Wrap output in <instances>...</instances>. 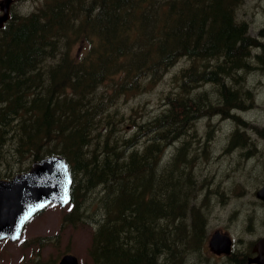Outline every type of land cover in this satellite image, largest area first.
Wrapping results in <instances>:
<instances>
[{"label": "trees", "instance_id": "16d2710c", "mask_svg": "<svg viewBox=\"0 0 264 264\" xmlns=\"http://www.w3.org/2000/svg\"><path fill=\"white\" fill-rule=\"evenodd\" d=\"M243 2L48 0L0 30V176L63 155L73 178L63 224L91 218L94 264H186L201 251L204 217L189 168L199 141L187 137L205 115L240 118L238 94L250 90L238 73L250 62L264 69V42L239 18ZM77 41L86 45L75 50ZM182 59L163 108L120 134L108 102ZM139 131L148 133L141 143ZM231 137L246 144L239 125Z\"/></svg>", "mask_w": 264, "mask_h": 264}, {"label": "rangeland", "instance_id": "374dc122", "mask_svg": "<svg viewBox=\"0 0 264 264\" xmlns=\"http://www.w3.org/2000/svg\"><path fill=\"white\" fill-rule=\"evenodd\" d=\"M47 2L48 0H45L42 7ZM37 3L36 0H24L18 2L15 9L19 13H27L34 11ZM239 18L245 19L249 24L250 33L256 35L257 30L264 26V0H244L240 6ZM84 45L77 41L75 50L82 49ZM255 63L250 62V67L238 73L243 75L241 79L245 83L244 86L250 90L248 93L242 91L238 94L242 106L237 108L238 112L235 111V114L240 115V118L218 116L216 113L212 116L205 115L195 126V136L187 137L190 141L194 137L199 141L189 147L190 152L199 153L189 163L190 172L196 178H201L204 174H216L220 178L228 172L234 161H242L241 174L235 177L242 184L231 194L232 199L226 208L212 212L220 207L218 199L215 201L206 229L210 234L217 228L226 227L237 243L242 244L243 249H247L251 241L264 236L263 206L261 204L255 207L257 204L253 202L254 191L264 180V69ZM184 65L186 61L182 59L156 83L148 84L146 88L135 93L117 95L108 102L109 111L113 115L112 121L118 125L117 128L120 127V134H135L140 130V123H146L152 114L163 108V97L175 88L176 82L173 78ZM245 88L242 87L243 90H246ZM239 120H245V123H239ZM238 125L240 131L245 133L246 144L230 145L228 143L232 140L231 133ZM107 127L110 128L111 125ZM147 134L138 132L139 143L145 140ZM178 142L181 141L176 144ZM174 143L167 147L169 152L175 148ZM4 150L3 147V155ZM246 152L249 154L245 155ZM15 169V173L19 171ZM245 187L247 192L242 196L244 198L237 197ZM194 201L198 205V197H195ZM203 205L201 211L204 214L211 207L207 201ZM70 209L71 203L65 207L52 203L30 219L20 240H0V264H34L38 259H52L58 263L61 256L67 252L75 254L80 264H94L89 255V247L95 226L90 217H87L85 222L79 220L76 226L63 224V217ZM40 236L46 237L43 243L38 242ZM186 261V264H229L227 258L210 256L206 249L192 252Z\"/></svg>", "mask_w": 264, "mask_h": 264}, {"label": "water", "instance_id": "95a60500", "mask_svg": "<svg viewBox=\"0 0 264 264\" xmlns=\"http://www.w3.org/2000/svg\"><path fill=\"white\" fill-rule=\"evenodd\" d=\"M12 1L0 0V8L3 10L0 13V29L10 18ZM72 182L69 164L59 154H50L36 160L27 171L11 178L0 177V239L18 240L27 221L38 211L51 203L61 206L68 204L72 198ZM257 194L264 199V186ZM210 244L218 253L231 251L229 236L215 233ZM256 260L264 264V256L259 255ZM59 264L80 263L76 255L67 253Z\"/></svg>", "mask_w": 264, "mask_h": 264}, {"label": "flooded vegetation", "instance_id": "af4514ba", "mask_svg": "<svg viewBox=\"0 0 264 264\" xmlns=\"http://www.w3.org/2000/svg\"><path fill=\"white\" fill-rule=\"evenodd\" d=\"M21 1L24 0H15L12 3L13 5L12 16L16 4ZM263 29L264 26L260 27L256 32L257 38L262 42H264V33L262 32ZM249 153L246 152L244 154L247 155ZM234 162L228 168V172L223 174L220 178H218L216 174H204L201 178H197L196 182H197L198 192L197 191L196 192L198 195L195 193L196 194L195 197H198V206L202 208V206H204L203 203L205 204L207 201L211 207V209L208 207L209 208L208 211L207 212L205 211V213L203 214L205 229H206V223L209 221V219L212 216V212H216L220 209L226 208L229 201L232 199L231 194L235 192L237 186H240L242 184L241 181L235 179L236 176L241 174L240 169L242 167V161L240 162L236 160ZM263 184H264V180L262 181V184L258 187V189L254 191L253 202L257 204L255 207L260 206L262 204L264 211V200L260 199L257 194L259 189L263 186ZM246 192L247 190L245 187L243 190L239 192V195L237 197H242ZM217 199H218V203L220 204V207L217 210L211 212L212 205L215 203ZM206 207L207 206H205V208ZM206 217H208V219ZM214 233H220L222 236H226V235L231 236V238L233 239V243H232V251L230 254L228 255L219 254L210 247L211 245L209 241L212 234ZM262 240L264 241V236L259 237V239H256L255 241H251L250 246L247 249L246 248L243 249L242 244L240 243L241 244L240 245L239 243H237L233 235L230 234V232L226 227L225 229L217 228L210 234L208 232V229H206V235L202 248L206 249L210 256L228 257L229 264H260L259 261L256 260V258L259 255L264 256V247H263L264 242H262Z\"/></svg>", "mask_w": 264, "mask_h": 264}]
</instances>
